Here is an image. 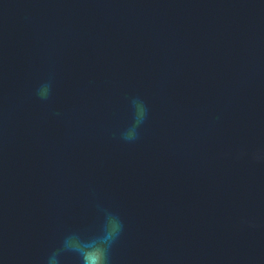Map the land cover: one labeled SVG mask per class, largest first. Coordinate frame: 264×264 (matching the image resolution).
I'll list each match as a JSON object with an SVG mask.
<instances>
[{"label": "water", "instance_id": "obj_1", "mask_svg": "<svg viewBox=\"0 0 264 264\" xmlns=\"http://www.w3.org/2000/svg\"><path fill=\"white\" fill-rule=\"evenodd\" d=\"M109 211L110 264H264V0H0V264Z\"/></svg>", "mask_w": 264, "mask_h": 264}, {"label": "clouds", "instance_id": "obj_2", "mask_svg": "<svg viewBox=\"0 0 264 264\" xmlns=\"http://www.w3.org/2000/svg\"><path fill=\"white\" fill-rule=\"evenodd\" d=\"M48 92L41 95L40 88L37 90V95L41 99H47L50 95L51 85L47 84ZM147 107L145 103L140 100L139 115L135 113L134 123L131 127L138 129L139 125L143 123L147 115ZM138 137V132L135 135H128L127 132L122 133V138L126 141L135 140ZM123 231V221L121 218L113 213L106 212L105 223L102 234L94 236L82 235L78 232H73L66 236L59 249L53 251L47 260V264H60V253L63 251H72L79 258V264H110V251L112 244L119 237Z\"/></svg>", "mask_w": 264, "mask_h": 264}]
</instances>
